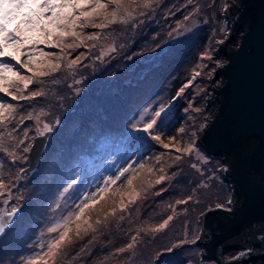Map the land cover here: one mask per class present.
Returning a JSON list of instances; mask_svg holds the SVG:
<instances>
[{
	"label": "trees",
	"instance_id": "obj_1",
	"mask_svg": "<svg viewBox=\"0 0 264 264\" xmlns=\"http://www.w3.org/2000/svg\"><path fill=\"white\" fill-rule=\"evenodd\" d=\"M227 2L228 0H156L150 8H136L134 19L127 24L117 23L103 30L85 27L82 30L84 35L99 33L100 38L95 41H85L78 49H65L62 53L59 48L39 46L43 47L45 52L67 57L59 61L61 67L56 73L40 78L42 83L30 85L28 91L42 89L45 95L33 100L14 101L11 97H5L0 93V99H6L0 101L17 106V111L10 118V122H6L7 127H0V132L4 133L5 146L10 152L15 153L14 156H9L0 152V180L8 186L5 191L11 192L9 210L13 207L20 210L13 224L0 239V264H19L20 261L28 264L30 257L28 259L25 255L29 252L30 242L37 239L33 228L38 219L37 215H41L43 202L47 197L58 193V187H51V184L61 178L62 180L68 178L67 176L74 171L73 166L78 163L79 157H84V163L88 167L97 166L100 158L97 149L100 148L102 154L104 143H113L120 136L121 126L126 125L129 120L134 121L139 118L137 114L139 108L172 64L174 56L170 57L169 54L181 56L182 51L188 53L193 41L210 28L208 24H202L195 31L186 33L179 39L176 35L196 14L205 15L212 8L216 9L220 4L225 6ZM223 22L226 25L224 20ZM220 23L221 21H215L209 33V47L212 54L209 52L208 63L194 73L195 78L192 82L199 83V91H196L192 105L184 113L186 119H184L183 132L188 135L191 147H199L194 140L208 113L206 85L214 66V54L227 32V26L225 30H221ZM66 42L72 41L69 38ZM112 45L117 52L109 54L106 64L96 67L95 64L99 62L104 48ZM151 48H154L160 57L151 66L146 67L144 64L132 81L125 82L121 78L117 81L108 80L126 63L133 60L140 62L139 57L147 54ZM78 55H81L80 62L68 68V61ZM35 59L37 63H42L46 58L40 57L38 53L35 54ZM52 59L55 62V56ZM18 70L23 75H31L23 68ZM99 79L103 83H98ZM72 103L76 106L75 109H72ZM67 110L71 111L65 117ZM63 111L65 112L62 114ZM29 115L32 119L27 118ZM164 117L166 116L162 118ZM155 119L157 120V117ZM46 124L54 129L55 134L58 133L57 142H61L62 147L65 148L61 151L54 150V148L58 149L56 142L48 143L41 168L34 173H27L22 179L20 171L25 167L28 151L24 149H29L34 135L46 130ZM153 145L151 147L155 150L148 154V158L152 159L150 166L140 169L136 176H132V184L129 187L136 189L139 196L142 192L147 195L148 192L160 195L164 187H171L179 192V198L182 196L179 201H187V203H177L176 208L172 207L179 211L176 212L179 216L175 215V220L169 222L165 228L166 233L159 238L158 236L148 238L144 234V225L142 228L140 225L130 226L129 213L133 215L138 211L139 214L142 206L136 209L132 200L129 201V205H125L128 198L127 190L116 191L113 194L106 190L98 200L85 208L81 215L85 219L82 221L80 235L77 236L74 232L76 228H71L74 231L70 235V243L62 246L55 260L52 259V264H209L214 262L202 259L199 254L201 249L194 245L193 238L198 235L201 225L195 224L196 230H193L195 235H192V227L180 231L178 228L190 227L209 207L227 205L229 191L228 185L220 175L221 162L210 157L200 147L196 150L202 155L196 156L193 148L189 153L184 152V149L178 152L176 150L178 148ZM153 152L158 155L155 156ZM177 156L181 159L177 160ZM47 157L49 159L46 162ZM56 160L57 163L52 165ZM192 165L196 167L193 168ZM91 175L92 173L88 172L82 180L86 181ZM162 175L166 177L165 181L157 184L155 181ZM6 198L0 196V203L2 204L1 201ZM166 211L163 209L159 215L162 222L169 216V212ZM85 220L92 225V228L85 225ZM83 229H87V232ZM118 234H125L129 239L118 247L114 246L112 250L120 252L119 249L123 248L125 251L110 258L108 249L99 247L95 250L98 246L106 244L107 238L114 239L112 237L116 238ZM133 237L136 238L134 243ZM95 239H98L94 243L96 247H92L90 251L91 249L87 248L88 242ZM75 243L76 245L73 246ZM129 244H133L131 249L127 248ZM193 248H197L198 252H194Z\"/></svg>",
	"mask_w": 264,
	"mask_h": 264
},
{
	"label": "water",
	"instance_id": "obj_2",
	"mask_svg": "<svg viewBox=\"0 0 264 264\" xmlns=\"http://www.w3.org/2000/svg\"><path fill=\"white\" fill-rule=\"evenodd\" d=\"M229 2L224 15L228 30L214 54L225 61L210 74L208 113L196 144L221 161L230 203L200 215L195 244L202 259L217 264H264V0ZM52 133L34 137L22 178L41 168ZM1 212L9 211L3 207ZM18 214L5 217L0 238ZM230 252L237 253L225 257Z\"/></svg>",
	"mask_w": 264,
	"mask_h": 264
},
{
	"label": "rangeland",
	"instance_id": "obj_3",
	"mask_svg": "<svg viewBox=\"0 0 264 264\" xmlns=\"http://www.w3.org/2000/svg\"><path fill=\"white\" fill-rule=\"evenodd\" d=\"M229 1L230 0H228L225 6L220 4L216 9L212 8L205 15L199 13L196 14L192 19H190L189 24L184 26L180 30V32L176 35L177 39H179L180 36H183L186 33L195 31L197 28L201 27L202 24H208L210 28L209 30L206 29L203 35L199 36L197 40L193 41V43L191 44V49L188 53H186V51H182L181 56H176V54H169L170 57L174 56L172 64L170 65L169 70L166 72V74H164V76L160 78L158 83H156L157 85L155 89L150 92L149 96L145 99L144 103L139 108L137 113L139 118L134 121L133 119L129 120L126 125L121 126L120 128L122 129V133H120V136L113 143L105 142L102 147V154L101 149H97V152L100 155L97 166L88 167L84 163V157H79L77 158L78 163H75L73 166L74 171L67 176L68 178L63 180L61 178L51 184V187H58V193L56 195H53L52 197H47V199L43 202V210L41 215H37L38 219L33 226L34 232L36 231L35 236L37 239L30 242V244L28 245L29 252L27 253V255H25L26 257H28V259L30 257L29 260H33L37 256H41L43 253H45L47 251V248H44L47 247V245L52 240L58 237L59 230L57 232L50 233L48 231L50 227H54L57 224L63 223V218L70 212L78 211L79 205H83L84 203L91 205L95 200H98V197L101 196L106 190L111 194L116 191L123 192L127 190L128 198H126L125 205H129V201L132 200L136 205V209L142 206L141 210H139V214H137L138 211H136L135 214L132 215L128 211L129 215H131L129 224L130 226L140 225L142 228V226L144 225V234H146L148 238L156 236H158L159 238V236H162L166 233V229H163L161 231H152V229L162 223L159 215H161L163 209L167 210L166 212H169V216H173V219L169 222L175 220V215L179 216L178 213L176 214V212L179 211H177V209H173L172 207L174 206L176 208L177 201H179L182 196L179 198V192H176V190L171 187H164V191H162L160 195H154L150 192H148L149 195H147L142 192L141 196H137V190L132 189L133 187H129L128 181L132 180V176H136V174L139 173L140 169L150 166L152 159L148 158V154L151 151L155 150V148L151 147L154 146L153 144H156L157 147H165V145H168V147H174L178 149H185L191 146L189 144L188 135H186L185 132H181V129H183L184 119H186L184 113L186 112V109L192 105L195 99L196 91H199V83L192 82L195 78L194 73L208 63L209 52L211 53V49L209 47V33L214 26L215 21H221V30L226 29V25H224V22L222 23V21H225V9L230 3ZM200 16H202V18ZM173 39L175 40L176 38ZM44 48H46V46ZM112 49H115L114 45L104 48V50L102 51L104 53L100 54L99 62L95 64L96 67H100L102 64H106V60H108V58L110 57L109 54H114L117 52L116 49L114 51ZM156 53L157 51L154 48H151L147 54L139 57L140 62H136L132 59L133 61H131L130 63H126L124 66L121 65L122 67L116 72V74L109 77L108 80L117 81V79L121 78L125 82L132 81L136 73L144 64H146V67H148L149 65L151 66L152 63L157 61L160 55ZM224 61L225 59L223 56H216L213 60V64L215 66L216 63H222ZM214 66L211 70V73L214 69ZM105 78L106 77H104V79ZM98 83L103 82L99 79ZM181 89H183L182 92L180 91ZM173 103L175 104L172 106ZM71 107L72 109H75L76 106L72 103ZM161 108L164 109V112L161 117L157 118V124L153 127L150 133H145L143 131L137 130L142 128L145 123L150 121V119L155 118L154 113L156 111H160ZM70 111L71 110H67L66 112L63 111L62 114L65 112L66 117L69 114L68 112ZM164 115L167 118H162ZM52 130L54 133L53 128ZM45 131H43L42 133H44ZM198 131L195 135L194 143L197 140ZM155 136H160V140H155ZM57 137L58 133H54V135L50 138L49 143L51 144L56 142L55 145L58 149L54 148V150L61 151L65 148V146L62 147V143L59 142V144L57 142ZM32 142L30 146L32 145ZM192 148L195 150L196 156L202 155L196 150V148L200 149L199 147L193 146ZM153 154L155 156L158 155L154 152ZM63 158L64 157L62 156V159ZM48 159L49 157H47L45 161L47 162ZM56 163L57 160L55 163H52V165H55ZM125 169H127V171H125ZM88 172L92 173L91 177H88L86 181L82 180ZM121 173H123V175H121ZM50 176L54 178L51 173ZM116 177H119V179L117 180ZM110 180H115V183H110ZM69 185H71L70 188H68ZM65 188H68V191L65 192ZM132 191H134V193H131ZM133 197H135L134 200ZM1 202L2 204L0 203V206H2L0 207V212L2 211L3 207H6L7 210L10 211V201L8 204H5L3 200ZM74 218L75 217H73L70 221V228H76L77 223L82 225V221L85 219L83 217H80L79 220ZM195 224L200 225L199 218L194 222V224H191L190 227H179L178 229L179 231L181 229L188 230L192 227V235H195ZM73 231L74 230L69 232V236ZM119 234L116 238L112 237L114 239L107 238L105 240L106 244L98 246L95 250H98L99 247L108 249L107 251L110 258L113 255L120 253L121 251L117 252L118 250L115 251V249L112 250V248L114 246L118 247V245L127 242L129 238L126 237L125 234ZM198 237L199 233L195 238H193L194 241H196ZM97 240L98 239L88 242L87 248L91 249L90 251H92V249L96 247L94 243H96ZM75 245L76 243L73 246ZM194 245L197 247L195 242ZM43 250L45 252H42ZM192 250H194V252H198L197 248H193ZM234 253L235 252H230L225 256L230 257ZM199 254H201V251ZM52 262V259L49 258L48 263L52 264ZM19 264H25V262L20 261ZM38 264H43V260L38 261ZM209 264L216 263L209 262Z\"/></svg>",
	"mask_w": 264,
	"mask_h": 264
},
{
	"label": "snow or ice",
	"instance_id": "obj_4",
	"mask_svg": "<svg viewBox=\"0 0 264 264\" xmlns=\"http://www.w3.org/2000/svg\"><path fill=\"white\" fill-rule=\"evenodd\" d=\"M154 2L156 0H0V93L5 97H11L14 101L33 100L44 96L45 93L42 89L28 91L30 85L42 83L40 78L56 73L61 67L59 61L67 57L66 55L61 56L45 52L43 48L39 47L40 45L59 48L62 53L65 52V49H78L85 41H95L100 38L99 33L84 35L82 30L85 27L103 30L117 23L127 24L134 19L136 8H150ZM185 19H188V17H185ZM98 20L99 22H97ZM69 38L72 42L67 43L66 41ZM36 53L46 59L42 63H37ZM81 55L68 61L67 67L72 68L77 65L81 60ZM53 56H55V62L52 59ZM18 68H23L31 75H23ZM180 91L182 92L183 89ZM16 111V105L0 101V127H7L6 122H10V118ZM163 112L164 109L161 108L160 111L154 113V116L159 118ZM27 118L32 119V116L29 115ZM156 124L157 120L152 118L137 130L150 133ZM45 129L51 131L47 124ZM181 132H183V129H181ZM9 135L11 134L9 133ZM154 139L159 141L160 136H155ZM165 147H168V145H165ZM24 150L27 151L28 149L25 148ZM176 150L180 151V149ZM183 151L190 153L192 147L189 146ZM0 152H4L9 156L15 155L5 146L4 133L2 132H0ZM176 159L180 160L181 157L177 156ZM192 167L195 168L196 165H192ZM116 179L118 180L119 177H116ZM165 179L166 177L162 175L155 182L160 184ZM109 182L115 183V180ZM128 184L131 185L132 180H129ZM7 187L3 180H0V196L7 197L4 200L5 204H8L11 200V192L5 191ZM70 187L71 185L68 186V188ZM68 188H65L64 191H68ZM136 195L138 196L139 193ZM134 199L135 197H133ZM188 199L190 200L191 197ZM177 203H187V201H177ZM87 207H89L87 203L79 205L78 211L70 212L63 218V223L50 227L48 229L50 233L59 230L58 237L47 245L45 253L30 260L28 264H38L40 260H43V264H48L49 258L54 261L62 246L71 241L69 236V232L72 231L70 221L73 217L79 220ZM218 207H221V205H218ZM18 211V208L13 207L9 212H0V235L5 232V217L10 220L17 215ZM172 219L173 216H168L152 231L165 229ZM84 223L88 224V221L85 220ZM88 228H92V225L88 224ZM81 229L82 225L77 223V236L80 235ZM83 230L87 232V229ZM135 239L133 237V243ZM132 247L133 244L127 245L128 249ZM119 251L123 252L125 249L122 248Z\"/></svg>",
	"mask_w": 264,
	"mask_h": 264
},
{
	"label": "flooded vegetation",
	"instance_id": "obj_5",
	"mask_svg": "<svg viewBox=\"0 0 264 264\" xmlns=\"http://www.w3.org/2000/svg\"><path fill=\"white\" fill-rule=\"evenodd\" d=\"M237 252H235V254H236Z\"/></svg>",
	"mask_w": 264,
	"mask_h": 264
}]
</instances>
